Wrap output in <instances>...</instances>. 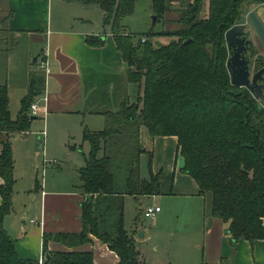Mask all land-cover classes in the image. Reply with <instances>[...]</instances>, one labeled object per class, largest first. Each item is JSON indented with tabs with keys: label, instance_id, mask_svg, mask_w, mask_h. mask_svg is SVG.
Masks as SVG:
<instances>
[{
	"label": "trees",
	"instance_id": "trees-1",
	"mask_svg": "<svg viewBox=\"0 0 264 264\" xmlns=\"http://www.w3.org/2000/svg\"><path fill=\"white\" fill-rule=\"evenodd\" d=\"M75 1L99 7L101 23L108 27L124 64L125 79L136 84L140 93L134 101L125 95L116 110L104 112L102 129L83 128L81 137L88 143V151L78 170V187L84 194L79 202L81 229L42 233V264H93L90 251L76 249L89 243L91 236L115 253L117 264H142L123 230L122 197L175 192L172 172H151L149 152L148 177L139 176L137 160L144 152L138 144L141 126L150 137H175L182 158L180 172L195 183L194 194L206 197L208 214L227 223L229 243L264 238V108L244 87L230 84L223 40L227 28L243 22L244 6L264 4V0H148L156 19L169 10L171 1L182 8L177 28L149 32L143 41L140 36L133 40L124 31L123 19L131 13L134 0ZM3 23L0 36L6 37ZM153 35L175 39L153 47ZM84 41L90 46L103 42L101 36L93 35L85 36ZM252 53L253 68L263 64V57ZM35 62H31L26 90L13 119L7 109L6 86L0 84V219L11 210L14 180L9 137L27 129L31 116L26 110L43 91L44 75ZM129 151L132 155L126 165L121 169L113 165L117 153L128 155ZM114 167L121 171V181L114 176ZM48 241L70 249L50 251ZM0 264H37L36 259L17 257L13 240L1 224ZM216 264L230 262L221 258Z\"/></svg>",
	"mask_w": 264,
	"mask_h": 264
},
{
	"label": "crops",
	"instance_id": "crops-1",
	"mask_svg": "<svg viewBox=\"0 0 264 264\" xmlns=\"http://www.w3.org/2000/svg\"><path fill=\"white\" fill-rule=\"evenodd\" d=\"M250 9L255 10L264 26V4L244 6L243 16ZM204 11L205 6L201 9L202 13ZM91 14H97L101 21V10L96 4H81L75 0H0V22L4 20L3 28L7 30L6 37L3 33L0 36V59L5 65L0 84L6 86L7 109L11 119L14 102L19 103L26 90L31 56H36L37 61L43 55L46 61L45 69L41 70L44 75L43 91L35 97L36 115L46 119H49L50 113L77 115L83 119L82 130L102 129L103 113L118 108L132 83L125 79L124 64L110 33L108 38L103 31L91 27ZM101 27L104 30L102 23ZM88 35L101 36L103 43L99 46L87 45L84 37ZM129 101L132 100L129 98ZM48 123L52 120H47ZM15 134L9 137L10 142ZM138 140L144 150L151 153L152 173L159 169L172 172L175 193L123 197L132 196L137 200L157 196L195 199L193 217L188 219L192 227L189 238L183 243L187 249L180 251L179 264H216L221 258L229 260L230 264H264V238L251 242L237 239L229 243L225 232L227 223L208 214L206 197L194 194L195 183L180 172L182 158L177 152L174 136L150 137L141 126L138 128ZM38 148L40 146L36 145ZM141 154L145 155L140 153L139 156ZM79 183L78 171L75 181L59 186L41 178L39 184L35 182L34 189L27 190L25 202L19 207L11 194V210L1 217L0 224L13 240L18 258H37L41 251L42 233L78 232L81 229ZM159 211L158 207L152 217ZM262 224L264 226V218ZM140 231L142 234L138 236ZM144 233L145 230L137 225L131 234H126L133 241L142 264L143 258L136 244ZM47 249L70 248L48 241ZM76 249L90 251L93 264H117L115 253L92 236L89 243Z\"/></svg>",
	"mask_w": 264,
	"mask_h": 264
},
{
	"label": "rangeland",
	"instance_id": "rangeland-1",
	"mask_svg": "<svg viewBox=\"0 0 264 264\" xmlns=\"http://www.w3.org/2000/svg\"><path fill=\"white\" fill-rule=\"evenodd\" d=\"M148 5V0H134L131 13L123 19L124 31L133 35V40L139 36L144 37L149 32L173 30L178 27L177 19L182 7L178 5L177 1H171L169 10L155 19L153 25H151V15L153 14ZM200 15L202 16L203 13L200 12ZM241 18L240 21H243V15ZM90 22L91 27L100 32L103 31V34L108 36L109 29L103 25L105 27L102 30L100 17L97 14H91ZM244 34L250 36L249 30L246 29ZM108 38L110 37L108 36ZM174 39L175 37L153 35L151 43L153 47H158ZM250 39L253 50L261 56L262 52L256 39L252 36ZM247 55L249 54L247 53ZM4 68L5 65L0 59V75L4 73ZM252 68L251 64L249 70L252 71ZM135 93H140V88L138 89L136 84L129 85L127 96L132 101L135 99ZM35 97L31 102L36 103ZM18 108L19 103L14 102V108L11 111L13 118ZM26 114L34 118H30L27 129L16 133L10 142L13 160L12 176L15 180L11 191L13 200L17 202V207L22 206L27 196V190L34 189L35 182L37 181L39 184L41 178L48 182L53 181L57 186L70 180L75 181L77 171L84 166V157L88 151V143L81 137L83 127L81 117L50 113L49 119H46L45 116L42 118L40 114L31 115L28 110H26ZM47 120L48 122L52 120V123L47 125ZM53 120L57 123L56 125ZM138 144L143 148L139 140ZM36 145L40 148L36 149ZM129 148H133V145H130ZM131 151L128 155L117 153L113 158V165L116 164L121 169V166L126 165V160H129V155H132ZM148 152L144 150L142 153L145 155L141 154L137 160L138 174L144 178L148 177L146 157ZM99 154L100 152L97 153V156ZM52 160L55 161L54 164L50 163ZM56 166L59 168L55 169ZM117 170L115 167L112 168L117 181H121L122 173L118 170L120 177L117 176ZM83 198L84 194H81V200ZM193 200H195L193 197L180 196H157L139 200L132 196L122 197V226L125 234H131L137 225L145 230L136 244L142 255L143 264H179L180 251L187 249L186 244L183 245V243H186L189 238L188 234L192 227L188 219L193 217ZM153 205L158 206L160 211L154 217H143L142 209ZM153 218L154 220H152Z\"/></svg>",
	"mask_w": 264,
	"mask_h": 264
},
{
	"label": "water",
	"instance_id": "water-1",
	"mask_svg": "<svg viewBox=\"0 0 264 264\" xmlns=\"http://www.w3.org/2000/svg\"><path fill=\"white\" fill-rule=\"evenodd\" d=\"M148 7H150L148 5ZM155 15H151V25L154 24ZM248 29L250 36L254 37L264 55V26L255 10H248L243 16V22L235 23L223 33V40L227 50L225 67L227 69L229 82L236 87H244L259 103H264L263 84L261 83L264 73V64L255 71L249 70V60L244 57V50L249 42L250 36H245L244 31ZM187 41V40H186ZM185 41V42H186ZM36 56H32L34 62ZM142 232H138L141 236Z\"/></svg>",
	"mask_w": 264,
	"mask_h": 264
},
{
	"label": "built area",
	"instance_id": "built-area-1",
	"mask_svg": "<svg viewBox=\"0 0 264 264\" xmlns=\"http://www.w3.org/2000/svg\"><path fill=\"white\" fill-rule=\"evenodd\" d=\"M144 40V37H141L140 38V41H143ZM45 64H46V61L44 59V56L42 55L40 59H38V62H36V66H37V69L39 70H44L45 69ZM28 112L29 114L31 115H35L37 114V105L35 102H31L29 104V108H28ZM51 164H54L55 161L52 160L50 162ZM158 211V207L157 206H147L145 207L144 209H142V216L143 217H152L153 214ZM43 254L41 253V251L38 253L37 255V258H36V263L37 264H42L43 262Z\"/></svg>",
	"mask_w": 264,
	"mask_h": 264
},
{
	"label": "flooded vegetation",
	"instance_id": "flooded-vegetation-1",
	"mask_svg": "<svg viewBox=\"0 0 264 264\" xmlns=\"http://www.w3.org/2000/svg\"><path fill=\"white\" fill-rule=\"evenodd\" d=\"M246 36V35H245ZM254 38V37H253ZM251 39H250V37H249V42L247 43V46H246V48H245V50H244V52H243V54H244V57L246 58V59H248L249 60V62H248V65L250 66L251 64H252V67H253V64H254V59H255V56H254V54L252 53V51H253V47H252V44H251ZM249 54V55H247L246 56V54ZM250 56H252L253 58L251 59V57ZM263 57V59H264V55L262 56ZM252 61V62H251ZM263 64H264V62H263ZM263 64H261L260 66H258V67H254V68H252V71H255V70H257L258 68H260ZM261 83L263 84V86H264V73H263V79H262V81H261ZM257 101V100H256ZM259 103V102H258ZM261 104V106H263V108H264V103H260Z\"/></svg>",
	"mask_w": 264,
	"mask_h": 264
}]
</instances>
